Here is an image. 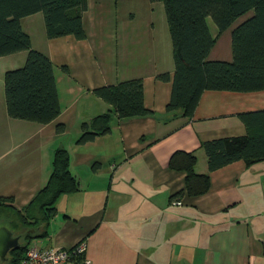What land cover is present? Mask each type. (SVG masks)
Masks as SVG:
<instances>
[{
  "label": "crops",
  "instance_id": "crops-1",
  "mask_svg": "<svg viewBox=\"0 0 264 264\" xmlns=\"http://www.w3.org/2000/svg\"><path fill=\"white\" fill-rule=\"evenodd\" d=\"M90 8L94 12L88 15ZM104 15L103 2L87 0L83 40H47L43 31L38 51L53 66L60 105L55 120L31 123L36 128L32 136L10 141L14 121L6 116L0 96V197L11 199L6 205L19 211L46 183L50 158L38 152L41 142L67 151L68 169L77 183L76 191L57 199L46 224L21 228L11 213L0 227L17 237L19 245L25 233L45 248H69L83 241L89 264H264V205L255 206L256 198L264 204V161L247 165L239 160L208 173L199 148L204 141L245 135L239 115L264 110V90L204 91L189 120L173 117L177 112L164 113L170 82L155 76L172 75L167 29L152 41L149 30L142 35L132 29L131 16L118 17L122 27L115 18L112 29ZM208 29L212 37L223 33L216 36L214 26ZM24 32L33 48L32 32ZM212 53L211 48L210 60H230L229 47L223 56ZM135 78L142 81L143 106L151 113L125 121L113 118L108 134L76 145L79 124L111 110L91 90ZM7 119L12 125L5 130L2 121ZM58 123L64 126L62 134L55 132ZM174 152L192 153L194 172L209 178L203 195L183 197L177 205L169 197L182 188L184 174L167 167ZM9 258L8 252L0 264Z\"/></svg>",
  "mask_w": 264,
  "mask_h": 264
},
{
  "label": "trees",
  "instance_id": "trees-1",
  "mask_svg": "<svg viewBox=\"0 0 264 264\" xmlns=\"http://www.w3.org/2000/svg\"><path fill=\"white\" fill-rule=\"evenodd\" d=\"M147 1L162 4L170 40L171 78L167 73L155 76L158 81L170 82L164 113L177 112V116H172L189 120L204 91L264 90V0ZM86 8L87 0H0V57L26 53L19 68L6 70L2 75V96L8 118L46 125L60 114L52 63L47 56L32 49L20 20L39 13L47 40L64 36L83 40L82 14ZM249 11L251 14L247 18L237 21ZM208 19L216 36L231 28L229 61L208 58L217 38L209 32ZM61 69L66 71L65 67ZM91 93L111 110L79 124L77 145L108 134L113 118L125 121L151 113L143 106L139 78L100 86ZM239 119L246 129L245 135L199 144L208 173L239 160L247 165L264 161V110L240 114ZM55 132L62 134L64 126L56 124ZM195 160L192 153L170 155L168 169L184 174L182 188L169 197L171 203L180 204L183 197L192 199L208 190V175L194 172ZM68 165L67 151L59 147L54 149L46 183L25 206L16 211L6 205L11 203L10 198L0 197V222H5L3 218L13 213L21 228L46 224L55 213L57 199L77 190ZM21 238L22 243L9 251L10 258L5 264H18L23 258L33 237L25 233Z\"/></svg>",
  "mask_w": 264,
  "mask_h": 264
},
{
  "label": "rangeland",
  "instance_id": "rangeland-1",
  "mask_svg": "<svg viewBox=\"0 0 264 264\" xmlns=\"http://www.w3.org/2000/svg\"><path fill=\"white\" fill-rule=\"evenodd\" d=\"M101 2L104 3V9L108 15H104L106 18H108L107 24H111V28L113 29V24H114V19L116 18V25L122 27V22L118 20V17H129L131 16L132 21L130 23L132 24V29L135 32H138L140 29V32H142V35L147 32H150V37L152 41H155V38L160 37L166 33V28H165V18H164V12H163V7L162 4L159 2L155 3H149L147 0H100ZM94 12V8H90L89 14H92ZM103 12V10H102ZM251 14V11L247 12L245 15L240 17L237 21H242L245 18H247ZM99 18V17H98ZM100 19V18H99ZM42 18L41 15L35 14L33 17H26L24 19L20 20V26L22 30H28L32 32V40H33V50L38 51L40 50L39 48H43V41H44V36H43V23L41 22ZM102 20V19H100ZM103 21V20H102ZM93 22L94 24L97 25V15L93 17ZM151 24V27L149 28H144L145 26ZM87 26H90L89 24H86ZM212 22L210 19H208V26L211 29ZM31 27V28H29ZM136 27V28H135ZM100 28V25L98 23V27L96 29ZM107 28V25H105V29ZM124 28V26H123ZM90 29L92 27L90 26ZM230 29L228 28L223 32L216 40L215 46L212 47L213 49V55L214 54H222L226 49L229 47V33ZM148 46V45H147ZM151 47H154L153 44L150 45ZM40 52V51H38ZM42 53V52H40ZM43 54V53H42ZM26 53L25 52H20L19 54H12L10 57H1L0 58V96H2V75L6 70H12L19 68L24 61ZM45 55V54H44ZM46 56V55H45ZM223 56V54L221 55ZM3 97V96H2ZM12 121V120H10ZM10 121L5 122L4 120L2 121V126L6 130V124H10ZM14 121V127L11 129L9 132V140L10 141H22V139L25 136L28 135H33V131L36 129L34 128V124H31L30 122H25V121H20V120H13ZM13 123V122H12ZM21 123V125H32L30 128L26 126V129H21L18 128L16 124ZM12 124H10L9 127H11ZM62 145H65V139L62 141ZM76 144V143H75ZM77 145V144H76ZM58 148V146L56 147ZM55 148V149H56ZM50 149V150H49ZM54 149L51 147V143L47 142L45 143H40L38 147V152L44 151L46 153V158H50L51 161V156L52 152ZM25 153V151L22 152V154ZM47 160V159H46ZM83 178H86L83 176ZM63 204H61L62 206ZM264 205L263 202L259 199L256 198V203L255 206L260 207ZM258 212V211H257ZM62 214L60 212L58 215ZM0 218H2L0 216ZM262 220H264V216L261 217ZM2 220V219H1ZM0 220V221H1ZM21 234V233H20ZM39 243L38 241H36Z\"/></svg>",
  "mask_w": 264,
  "mask_h": 264
},
{
  "label": "built area",
  "instance_id": "built-area-1",
  "mask_svg": "<svg viewBox=\"0 0 264 264\" xmlns=\"http://www.w3.org/2000/svg\"><path fill=\"white\" fill-rule=\"evenodd\" d=\"M32 241L18 264H89L84 257L83 241L69 248H45L37 246Z\"/></svg>",
  "mask_w": 264,
  "mask_h": 264
},
{
  "label": "water",
  "instance_id": "water-1",
  "mask_svg": "<svg viewBox=\"0 0 264 264\" xmlns=\"http://www.w3.org/2000/svg\"><path fill=\"white\" fill-rule=\"evenodd\" d=\"M18 247V238L12 237L9 230L0 227V263L5 262V257L10 250H15Z\"/></svg>",
  "mask_w": 264,
  "mask_h": 264
}]
</instances>
